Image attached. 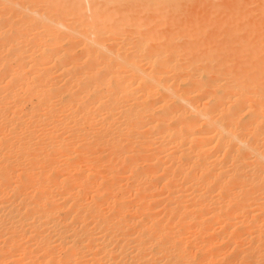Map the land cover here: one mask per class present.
Returning a JSON list of instances; mask_svg holds the SVG:
<instances>
[{
  "label": "bare ground",
  "instance_id": "bare-ground-1",
  "mask_svg": "<svg viewBox=\"0 0 264 264\" xmlns=\"http://www.w3.org/2000/svg\"><path fill=\"white\" fill-rule=\"evenodd\" d=\"M0 264H264V0H0Z\"/></svg>",
  "mask_w": 264,
  "mask_h": 264
}]
</instances>
